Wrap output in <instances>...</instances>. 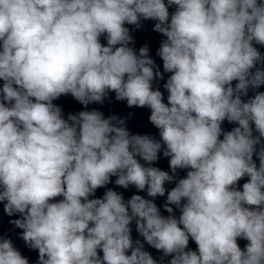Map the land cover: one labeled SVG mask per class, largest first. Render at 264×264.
Instances as JSON below:
<instances>
[{
	"label": "clouds",
	"instance_id": "1",
	"mask_svg": "<svg viewBox=\"0 0 264 264\" xmlns=\"http://www.w3.org/2000/svg\"><path fill=\"white\" fill-rule=\"evenodd\" d=\"M141 18L158 21L154 31L167 38L157 53L172 73L167 104L152 90L163 77L148 48L137 55L128 47L124 24L139 28ZM253 41L264 45L258 0H0V202L8 216L21 214L10 222L38 249V264H157L139 240L133 246V220L169 264H264V146L256 148L264 92L241 98L264 85L257 67L264 57ZM110 91L128 107L151 109L172 175L136 159L153 164L161 141L130 135L123 119L96 110L62 119L53 104L68 94L84 106L102 103ZM225 119L238 126L219 139ZM177 169L191 170L168 191L167 217L140 195L125 202L108 189L89 199L112 176L124 189L164 196ZM189 237L198 252L186 250ZM237 238L248 241L245 250ZM0 264L28 260L3 239Z\"/></svg>",
	"mask_w": 264,
	"mask_h": 264
}]
</instances>
